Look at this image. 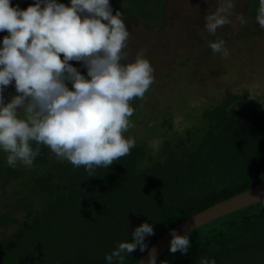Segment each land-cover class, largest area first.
<instances>
[{"label": "trees", "instance_id": "16d2710c", "mask_svg": "<svg viewBox=\"0 0 264 264\" xmlns=\"http://www.w3.org/2000/svg\"><path fill=\"white\" fill-rule=\"evenodd\" d=\"M146 5L141 1L137 10L156 13L144 12ZM226 93L197 117L195 113L183 119L182 125L174 113L158 109L154 116L161 126H151L152 133L161 132L158 149L153 152L146 138L135 139L127 156L107 168L95 167L90 177L83 166L57 159L44 145L30 168L7 166L6 154L0 152V179L8 182L27 175L30 186L29 191L20 190L18 200L26 211L24 221L15 232L0 237V264H106L105 254L118 242L131 240L141 222L154 224V235L145 238L149 248L181 221L263 182L264 103L247 92ZM144 97L130 120L143 114ZM31 201L38 205L28 206ZM7 216L8 211L0 214L1 219ZM188 236L187 253L167 249L158 262L198 264L200 257H207L225 264L246 255L261 258L264 200L208 222ZM144 252L137 247L125 255L124 264H137Z\"/></svg>", "mask_w": 264, "mask_h": 264}, {"label": "clouds", "instance_id": "9594fccd", "mask_svg": "<svg viewBox=\"0 0 264 264\" xmlns=\"http://www.w3.org/2000/svg\"><path fill=\"white\" fill-rule=\"evenodd\" d=\"M233 8V0H219L204 17L207 33L215 35L228 24ZM236 20L247 23L242 14ZM255 22L264 30V0H259ZM0 31L7 32L0 39V152L7 166L32 167L44 145L57 159L83 166L90 177L95 167L107 168L130 153L136 145L128 135L134 112L130 102L144 97L154 83V69L143 49L128 58L130 32L121 10L113 14L110 0H69L67 5L34 0L26 8L0 0ZM209 47L222 57L229 54L223 39L210 41ZM10 84L15 93L6 99ZM170 234L169 253H187L188 234L175 229ZM151 235L152 223L141 222L131 240L105 254L106 264H124L125 255L137 247L144 252ZM147 264L166 261L158 262L152 251ZM198 264L217 262L200 257Z\"/></svg>", "mask_w": 264, "mask_h": 264}, {"label": "rangeland", "instance_id": "374dc122", "mask_svg": "<svg viewBox=\"0 0 264 264\" xmlns=\"http://www.w3.org/2000/svg\"><path fill=\"white\" fill-rule=\"evenodd\" d=\"M141 1L110 0L113 14L118 9L122 11L130 32L125 49L128 58H134L143 49L145 56L157 67L152 66L154 83L145 92L143 114L130 120L132 127L128 135L135 139L146 138L149 141L147 145L152 146L155 152L161 143V132L152 133L151 126L159 127V122L161 126V121L154 116L158 109L162 113H174L176 123L182 125L183 119L195 113L197 117L203 110L223 100L228 89L238 93L247 92L251 99L264 103V37L260 39L255 36L245 41L238 36L241 24L236 20V14H242L248 23V17L257 13L259 0H247L241 12L237 8L246 1L233 0V15L228 17L229 23L218 28L215 35L207 33L203 25L204 17L215 10L219 0H146L144 12L156 11L151 15H143L141 9L137 10ZM58 2L67 5L69 0ZM32 3L34 0H29L26 5L21 4L20 0H10V4H18L21 8ZM4 35L7 32L0 31V39ZM217 39L225 41L229 53L227 57L210 49L209 42ZM70 63L82 73L85 72L79 62ZM158 70L161 75L157 73ZM163 71H167L168 75ZM151 92L156 96L151 97ZM8 93H15L11 84L5 90L6 99ZM140 100L134 98L130 102L134 111ZM132 129L138 132H132ZM27 179V175L11 177L8 182L0 179V214L8 211L7 219L0 218V223H3L0 224V237L15 232L24 221L26 211L18 200L22 197L20 190H30ZM31 205L34 207L38 203L31 201L28 206ZM259 256L261 258L246 255L241 260L225 264H264V255L261 253Z\"/></svg>", "mask_w": 264, "mask_h": 264}, {"label": "water", "instance_id": "95a60500", "mask_svg": "<svg viewBox=\"0 0 264 264\" xmlns=\"http://www.w3.org/2000/svg\"><path fill=\"white\" fill-rule=\"evenodd\" d=\"M264 200V181L245 190L239 192L229 198L221 200L197 213L190 216L186 220L181 221L173 228L159 237L140 257L137 264H147L149 252L154 251L156 260L169 248L171 239V230L175 229L179 234L190 233L196 228L207 224L219 217L225 216L244 207L253 205Z\"/></svg>", "mask_w": 264, "mask_h": 264}, {"label": "flooded vegetation", "instance_id": "af4514ba", "mask_svg": "<svg viewBox=\"0 0 264 264\" xmlns=\"http://www.w3.org/2000/svg\"><path fill=\"white\" fill-rule=\"evenodd\" d=\"M246 2L242 3V6L237 8L238 12H241L240 9L244 10L245 6L247 5V0ZM239 9V10H238ZM238 36L242 37L245 39V41L248 39H253L255 36L260 37L262 39L264 37V30L259 29V26L257 22H255V17L251 18L248 23L245 25H241L239 30H238Z\"/></svg>", "mask_w": 264, "mask_h": 264}]
</instances>
